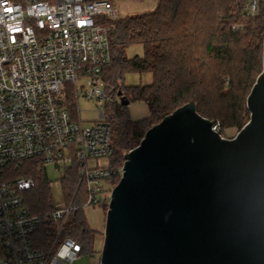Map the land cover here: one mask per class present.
Returning <instances> with one entry per match:
<instances>
[{
	"label": "built area",
	"instance_id": "2783aa9c",
	"mask_svg": "<svg viewBox=\"0 0 264 264\" xmlns=\"http://www.w3.org/2000/svg\"><path fill=\"white\" fill-rule=\"evenodd\" d=\"M257 2L248 0V13ZM104 18H119L110 0H0L1 264H74L82 245L62 236L71 212L98 205L101 195L109 200L108 180L121 175L122 166L111 165L105 110L85 125L77 105L80 94L97 100L108 95L103 71L112 52ZM33 158L64 174L75 168L78 177L68 202L43 215L23 202L22 193L34 187L31 177H4L7 165ZM101 158L109 164L88 165ZM43 217L53 232L39 246L35 234ZM61 250L63 258L57 256Z\"/></svg>",
	"mask_w": 264,
	"mask_h": 264
},
{
	"label": "water",
	"instance_id": "95a60500",
	"mask_svg": "<svg viewBox=\"0 0 264 264\" xmlns=\"http://www.w3.org/2000/svg\"><path fill=\"white\" fill-rule=\"evenodd\" d=\"M245 104L231 138L188 101L124 154L100 264H264V38Z\"/></svg>",
	"mask_w": 264,
	"mask_h": 264
},
{
	"label": "trees",
	"instance_id": "16d2710c",
	"mask_svg": "<svg viewBox=\"0 0 264 264\" xmlns=\"http://www.w3.org/2000/svg\"><path fill=\"white\" fill-rule=\"evenodd\" d=\"M247 2L158 0L149 13L102 20L112 52L111 62L103 71L108 94L106 122L114 149L111 165L120 168L124 154L140 142L149 127L188 101H194L196 111L210 119L219 131L240 129L248 121L245 100L262 70L264 0H258L253 14L247 12ZM132 44L142 47V56L125 57L126 47ZM128 73H149L152 81L125 86L122 81ZM121 98L127 104L145 101L148 115L132 120ZM18 176L34 181V187L22 193L31 213L43 215L54 208L39 159L4 168L5 178ZM119 178L118 173L108 183L115 185ZM77 180L75 168L61 178L68 197ZM100 204L106 210L108 197ZM52 232V222L43 217L35 234L37 244L44 246ZM96 234L88 227L81 207L71 212L62 236L78 240L82 252H93Z\"/></svg>",
	"mask_w": 264,
	"mask_h": 264
},
{
	"label": "rangeland",
	"instance_id": "374dc122",
	"mask_svg": "<svg viewBox=\"0 0 264 264\" xmlns=\"http://www.w3.org/2000/svg\"><path fill=\"white\" fill-rule=\"evenodd\" d=\"M119 13V18L129 17L136 14L149 13L157 6L158 0H110ZM126 58H131L134 55L142 56L143 49L138 44H132L126 47ZM152 81V77L149 73H128L124 76L122 83L125 86H134L139 84H148ZM69 97L71 98L70 94ZM108 102V98L103 100L86 99L80 94L78 99L79 116L83 120L85 125L91 124L98 117V109H104ZM126 110L129 117L132 120H139L148 115V107L145 101L134 100L130 101L126 105ZM238 128L229 127L221 129L220 135L224 138H231L236 135ZM109 164L107 158H101L98 160H89L88 165L105 166ZM63 170H57L51 164L44 166V177L49 188V194L52 205L57 207H63L69 200L65 188L61 184V178L63 177ZM114 186V185H112ZM101 202L104 201L101 195ZM100 202V203H101ZM96 206L83 207V213L90 229L97 232L93 243V252H82L74 264H100V253L103 243V231L105 223L106 210L102 204ZM3 261V255L0 254V264Z\"/></svg>",
	"mask_w": 264,
	"mask_h": 264
},
{
	"label": "clouds",
	"instance_id": "9594fccd",
	"mask_svg": "<svg viewBox=\"0 0 264 264\" xmlns=\"http://www.w3.org/2000/svg\"><path fill=\"white\" fill-rule=\"evenodd\" d=\"M65 255L64 251L61 250L57 253V256L60 257V258H63V256Z\"/></svg>",
	"mask_w": 264,
	"mask_h": 264
},
{
	"label": "snow or ice",
	"instance_id": "6c2138e0",
	"mask_svg": "<svg viewBox=\"0 0 264 264\" xmlns=\"http://www.w3.org/2000/svg\"><path fill=\"white\" fill-rule=\"evenodd\" d=\"M9 11H11V9H9Z\"/></svg>",
	"mask_w": 264,
	"mask_h": 264
}]
</instances>
